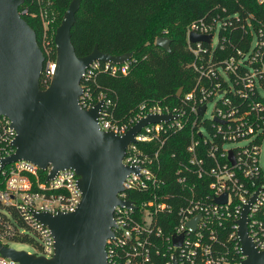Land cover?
Returning <instances> with one entry per match:
<instances>
[{
    "label": "built area",
    "instance_id": "2783aa9c",
    "mask_svg": "<svg viewBox=\"0 0 264 264\" xmlns=\"http://www.w3.org/2000/svg\"><path fill=\"white\" fill-rule=\"evenodd\" d=\"M37 1L47 86L55 70L57 12L52 0ZM190 32L211 35L210 42L191 43ZM186 42L194 78L177 105L145 101L117 117L113 99L103 91L94 94L91 84L98 73L127 75L133 55L121 64L95 60L81 79L79 105L90 109L102 102L97 123L103 131L121 136L147 115L171 116L141 127L126 146L122 163L132 170L117 193L122 204L113 210L109 264H242L238 222L246 207L247 235L257 251H264V26L251 14L200 18L187 27ZM210 102L213 109L206 116ZM184 131L189 141L181 148L173 144L179 152H168L166 166V142L168 148ZM14 137L10 120L0 116V243L27 237L21 243L32 247L28 254L51 258L54 237L34 214L75 211L81 201L79 176L63 169L47 178L50 167L42 170L25 159L1 166L14 152ZM224 195L225 201H217ZM0 264L16 262L0 255Z\"/></svg>",
    "mask_w": 264,
    "mask_h": 264
},
{
    "label": "water",
    "instance_id": "95a60500",
    "mask_svg": "<svg viewBox=\"0 0 264 264\" xmlns=\"http://www.w3.org/2000/svg\"><path fill=\"white\" fill-rule=\"evenodd\" d=\"M23 2L0 0V116L10 120L15 132L11 142L14 152L1 160V166L25 159L42 170L50 167L47 178L60 170L73 169L79 176L81 201L73 212L34 214L54 237L55 250L51 258L28 254L1 243L0 255L16 264H109L106 245L113 237V210L122 204L117 193L132 170L122 163L126 146L135 140L141 127L167 121L171 116L147 115L120 136L99 128L97 118L102 102L90 109L81 108L80 82L89 65L95 60L121 64L133 55V52L105 53L97 44L90 53L76 55L71 28L81 0H70L55 30V70L43 88L40 79L44 55L34 29L19 11ZM210 38L211 35L189 33L191 43H209ZM155 45L169 51L170 39L159 36ZM182 89L178 88L176 96H180ZM203 110L201 107L199 113ZM230 160L234 162L231 154ZM225 199L226 195L217 201ZM247 208L238 222L241 250L246 257L242 264H264V251H257L247 235Z\"/></svg>",
    "mask_w": 264,
    "mask_h": 264
},
{
    "label": "trees",
    "instance_id": "16d2710c",
    "mask_svg": "<svg viewBox=\"0 0 264 264\" xmlns=\"http://www.w3.org/2000/svg\"><path fill=\"white\" fill-rule=\"evenodd\" d=\"M69 2L52 0L57 12L52 31L60 24ZM19 11L34 29L41 48L43 26L38 1L24 0ZM235 13L240 16L251 14L264 26V0H81L71 28V41L78 56L90 53L95 44L100 51L112 55L133 52L135 61L132 60L127 75L110 76L101 72L91 84L94 94L103 91L113 99L114 115L124 117L140 102L179 104L178 88L188 89L194 78V72L188 66L191 56L186 42L187 27L200 18L209 21ZM165 32L170 39L169 51L155 45L156 38ZM229 50L225 47V53ZM55 52L52 45L53 58ZM40 83L43 88L46 86L44 73ZM172 138L168 148L167 142L163 148L166 166L168 152L178 154L179 148L189 141L187 131ZM177 142L179 148L173 145ZM11 213L17 216L16 212ZM11 241L28 242L27 237H13Z\"/></svg>",
    "mask_w": 264,
    "mask_h": 264
},
{
    "label": "rangeland",
    "instance_id": "374dc122",
    "mask_svg": "<svg viewBox=\"0 0 264 264\" xmlns=\"http://www.w3.org/2000/svg\"><path fill=\"white\" fill-rule=\"evenodd\" d=\"M162 36H164V37H167V38H169L168 36H167V32H165V34L164 35H162ZM214 40H215V38H214ZM212 109H213V103L212 102H210V103H208V105H207V110H206V116H209L210 114H211V112H212ZM231 145L230 144H228V145H226L225 147L226 148H229ZM262 149L264 150V140H263V143H262ZM2 209V206L0 205V210ZM5 243H7V245L9 246V247H11V248H14L15 250H24V251H26V252H28V251H32V247L29 245V244H25V243H21V242H15V241H12V242H5Z\"/></svg>",
    "mask_w": 264,
    "mask_h": 264
}]
</instances>
